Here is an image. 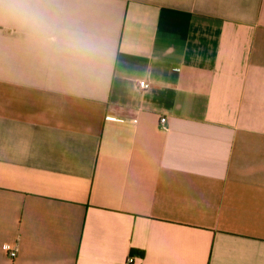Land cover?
Here are the masks:
<instances>
[{
  "label": "crops",
  "instance_id": "crops-1",
  "mask_svg": "<svg viewBox=\"0 0 264 264\" xmlns=\"http://www.w3.org/2000/svg\"><path fill=\"white\" fill-rule=\"evenodd\" d=\"M49 9L93 50L0 12V264H264V0Z\"/></svg>",
  "mask_w": 264,
  "mask_h": 264
},
{
  "label": "clouds",
  "instance_id": "clouds-1",
  "mask_svg": "<svg viewBox=\"0 0 264 264\" xmlns=\"http://www.w3.org/2000/svg\"><path fill=\"white\" fill-rule=\"evenodd\" d=\"M51 3L52 0H0V12L45 37L54 34L63 50L89 54L93 50L91 43L71 24L55 19L50 13Z\"/></svg>",
  "mask_w": 264,
  "mask_h": 264
},
{
  "label": "built area",
  "instance_id": "built-area-1",
  "mask_svg": "<svg viewBox=\"0 0 264 264\" xmlns=\"http://www.w3.org/2000/svg\"><path fill=\"white\" fill-rule=\"evenodd\" d=\"M139 86L142 87V88H148L149 84L146 81H140L139 82ZM160 124L164 128V124H165V119L164 118L161 119ZM5 249H6V251H8V254H9L10 258L13 259V258L17 257V255H18L17 249H12L9 245H6ZM133 261H134V259L131 258V259L128 260V263H132Z\"/></svg>",
  "mask_w": 264,
  "mask_h": 264
}]
</instances>
